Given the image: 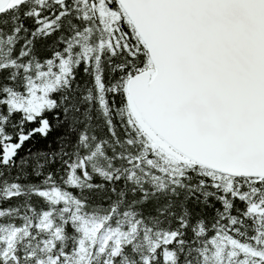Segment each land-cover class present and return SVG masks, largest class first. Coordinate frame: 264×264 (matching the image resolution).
I'll return each instance as SVG.
<instances>
[{"label": "snow or ice", "instance_id": "1", "mask_svg": "<svg viewBox=\"0 0 264 264\" xmlns=\"http://www.w3.org/2000/svg\"><path fill=\"white\" fill-rule=\"evenodd\" d=\"M0 264H264V0H0Z\"/></svg>", "mask_w": 264, "mask_h": 264}]
</instances>
